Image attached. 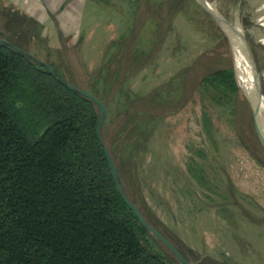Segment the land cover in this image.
Returning a JSON list of instances; mask_svg holds the SVG:
<instances>
[{
    "label": "rangeland",
    "instance_id": "rangeland-1",
    "mask_svg": "<svg viewBox=\"0 0 264 264\" xmlns=\"http://www.w3.org/2000/svg\"><path fill=\"white\" fill-rule=\"evenodd\" d=\"M63 1L34 9L53 52L36 38L20 45L102 100L105 144L126 196L193 264H264V146L248 86L241 76V87L221 97L201 84L207 72L230 65L238 83L228 33L197 0H133L140 9L129 22L123 0ZM208 1L233 21L235 0ZM261 1L238 0L236 16L247 42L264 47ZM3 23L0 14L6 34ZM128 25L134 62L122 68L119 59H103L104 48L120 43ZM256 56L264 90V49ZM19 113L27 117L23 107Z\"/></svg>",
    "mask_w": 264,
    "mask_h": 264
},
{
    "label": "trees",
    "instance_id": "trees-1",
    "mask_svg": "<svg viewBox=\"0 0 264 264\" xmlns=\"http://www.w3.org/2000/svg\"><path fill=\"white\" fill-rule=\"evenodd\" d=\"M123 1L131 6L129 22L140 7ZM0 10L12 32L0 36L22 49L0 42V264H171L170 250L118 190L96 130L98 104L69 88L51 60L53 72L25 52L17 36L33 34L31 18L5 5ZM125 29L103 58L119 59L122 68L130 57L134 62L131 27ZM250 48L255 59L264 49L252 42ZM201 84L221 97L239 87L231 65L207 72ZM101 133L109 147L103 123Z\"/></svg>",
    "mask_w": 264,
    "mask_h": 264
},
{
    "label": "water",
    "instance_id": "water-1",
    "mask_svg": "<svg viewBox=\"0 0 264 264\" xmlns=\"http://www.w3.org/2000/svg\"><path fill=\"white\" fill-rule=\"evenodd\" d=\"M199 2V4L218 22V24L225 30L224 28V24H228L232 29H234L238 35L240 36V41L242 44V48L247 56L248 61L250 62V68L252 70V75L254 78V84L257 86L258 81H257V70H256V64L254 61V57L252 54V50L250 48V44L249 42H247L243 32L240 30L239 28V24H238V19L236 16V12L238 9V0L234 1V5H233V13H234V19L232 22H230L223 14H221L217 9L213 10L210 7H208L207 3L208 0H197ZM226 31V30H225ZM227 32V31H226ZM0 42L2 43H9L11 44L13 47L22 50L20 47L16 46L15 44H13L12 42L8 41L5 37L0 36ZM26 53L30 54L29 52L25 51ZM32 55V54H30ZM35 57V56H33ZM45 65L47 66L48 70L50 72H53L52 67L50 66V64L48 62H44ZM237 82V81H236ZM238 84V83H237ZM66 85L69 88L72 89H77L80 93L86 95L87 97L91 98L94 102H96L99 106L100 109V114L98 116V120H97V133L99 134V137L101 139V144L103 146V150L104 153L106 155L109 167L111 169V172L116 180L117 186H118V190L120 191L122 197L124 198L125 202L128 204V206H130L132 208V210L134 211V213L137 215V217L139 218V220L143 223V225L148 228L159 240H161L166 246L167 248L175 255V257L178 259V261L181 264H193L191 261H189L181 252L180 250L166 237L164 236L157 228H155L153 225H151L146 218L143 216V214L141 213L140 209L138 208V206L132 201L130 200V198H128L126 196V194L124 193L123 190V186L122 183L120 181L117 169L115 167L114 161L112 159V156L109 153L108 147L106 146V144L103 142L102 137L100 135V126H101V121L103 119V116L105 114V107L104 104L102 102L101 99L97 98L96 96H94L92 93H90L88 90L84 89V88H77L74 84L70 83V82H66ZM239 86V85H238ZM258 88V87H257ZM250 101V100H249ZM250 104L252 106V110H253V116H254V124H255V128L256 131L258 133V136L262 142V145L264 146V135L263 132L260 128V125L258 123V108H257V103L255 102H251Z\"/></svg>",
    "mask_w": 264,
    "mask_h": 264
},
{
    "label": "bare ground",
    "instance_id": "bare-ground-1",
    "mask_svg": "<svg viewBox=\"0 0 264 264\" xmlns=\"http://www.w3.org/2000/svg\"><path fill=\"white\" fill-rule=\"evenodd\" d=\"M254 2V1H252ZM208 7H210L213 10H216L214 3L208 1L207 3ZM261 6L264 5V0L260 3ZM257 21L262 22L264 24V14L259 15L257 17ZM224 24V28L227 31L228 35L230 36L231 42H232V50L234 51L237 59H238V65L240 69V73L242 77L244 78L247 86L248 91H244L245 95L251 102L257 103L258 108V123L260 125V128L264 135V90H261L260 92L257 86L254 84V78L252 75V70L250 68V62L247 59V56L242 48V44L240 41V36L238 33L232 29L228 24ZM257 38L264 43V34H258ZM264 72V67L262 70V74ZM238 85L241 87V85L238 82Z\"/></svg>",
    "mask_w": 264,
    "mask_h": 264
},
{
    "label": "crops",
    "instance_id": "crops-1",
    "mask_svg": "<svg viewBox=\"0 0 264 264\" xmlns=\"http://www.w3.org/2000/svg\"><path fill=\"white\" fill-rule=\"evenodd\" d=\"M52 1L53 0H0V3H1L0 6H2V5L4 6L5 5L7 7H10V8H13V9H17L20 12L26 14L29 18H31L34 21L35 30H34L33 34H31V35H29L27 37H22V36L18 35L19 34L18 32H16L15 38L18 35L17 36L19 38L18 42L20 44H23V45L31 44V42H33L32 39L36 38L41 45L43 44V45H45V47H47V50L45 51V53L51 54L53 52L52 51L53 49L48 48V47H50V45L52 43L50 42L49 38H47V36L45 34H42V32H41V30L44 28V24L40 20V18L38 17L39 15H36L35 12H34V9L37 8V5L45 7V11H47L46 6H47V4H49ZM66 2H68V0H64L63 1V3H66ZM0 12L2 13L1 10H0ZM84 20H85V17L83 15L82 19H81V22L82 21L84 22ZM80 38H81V36L79 35L78 40ZM63 41H65V40L62 39V43H63ZM28 49L29 48L27 47V50Z\"/></svg>",
    "mask_w": 264,
    "mask_h": 264
}]
</instances>
